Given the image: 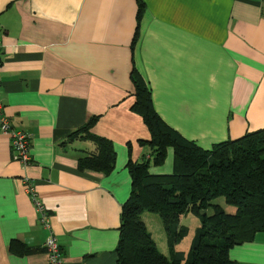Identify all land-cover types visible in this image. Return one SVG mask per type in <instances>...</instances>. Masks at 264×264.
Segmentation results:
<instances>
[{
	"label": "crops",
	"instance_id": "obj_1",
	"mask_svg": "<svg viewBox=\"0 0 264 264\" xmlns=\"http://www.w3.org/2000/svg\"><path fill=\"white\" fill-rule=\"evenodd\" d=\"M141 1L132 45L136 0H0L2 111L28 135L30 156L26 166L13 161L0 132V264H46L48 232L62 264H115L130 189L125 164L150 152L138 143L148 139L146 127L130 110L132 70L159 118L202 149L264 129V0ZM90 117L89 131L112 143L108 174L79 170L77 158L93 145L67 138ZM167 149V163L148 166L150 174L172 171ZM24 178L49 229L38 222ZM12 240L34 251L16 255L8 250ZM227 256L264 264V217Z\"/></svg>",
	"mask_w": 264,
	"mask_h": 264
},
{
	"label": "trees",
	"instance_id": "obj_2",
	"mask_svg": "<svg viewBox=\"0 0 264 264\" xmlns=\"http://www.w3.org/2000/svg\"><path fill=\"white\" fill-rule=\"evenodd\" d=\"M136 5L132 45L143 11L141 0H136ZM129 76L133 89L130 110L140 117L149 136L138 143L147 145L150 152L140 162L128 159L125 164L130 189L120 207L115 264H234L228 259V249L249 241L263 226L264 129L202 149L168 127L155 113L150 90L140 75L132 70ZM95 120L90 117L67 138L77 137L93 145L92 151L77 158L79 170L108 174L115 153L110 140L89 131ZM166 148L172 151V171L149 174V162L160 165ZM215 197L232 205L234 212H224L210 203ZM208 206L210 214H199ZM142 211L157 214L165 231L176 239L185 233L178 226L179 217L187 212L198 217L199 226L183 263L168 259L156 249L139 218ZM8 250L16 255L34 251L16 240L9 242Z\"/></svg>",
	"mask_w": 264,
	"mask_h": 264
},
{
	"label": "rangeland",
	"instance_id": "obj_3",
	"mask_svg": "<svg viewBox=\"0 0 264 264\" xmlns=\"http://www.w3.org/2000/svg\"><path fill=\"white\" fill-rule=\"evenodd\" d=\"M165 163L167 162H163V165H165ZM151 165H152L151 162H149L148 166L150 167ZM149 167L147 170L150 169ZM161 168H163V166L157 169H161ZM210 203L219 205L224 212L227 213L234 212V207L230 204H226L225 202H223V199L221 197L213 198L210 201ZM200 212L199 214H201ZM204 212H206V214H210L211 207L208 206L207 209L204 210ZM139 218L144 222L146 231L149 234L154 245H156L155 247H157L156 248L157 250L166 251V253L163 255H165L170 260L176 259L180 263H183L187 259V254L190 250L195 229L199 226V220L197 216H195L190 212H187L179 217L178 226L184 229L185 233L180 238L177 239H176V235H170L165 231L157 214L142 211L139 214Z\"/></svg>",
	"mask_w": 264,
	"mask_h": 264
},
{
	"label": "built area",
	"instance_id": "obj_4",
	"mask_svg": "<svg viewBox=\"0 0 264 264\" xmlns=\"http://www.w3.org/2000/svg\"><path fill=\"white\" fill-rule=\"evenodd\" d=\"M3 45L0 40V66L2 63L1 49ZM0 132L5 133L9 138L10 157L13 161L22 166H26L30 161L28 154V135L16 128H14L7 117L3 114L2 103L0 100ZM24 184V191L29 195L30 200L36 210L38 222L42 227L49 229L47 211L35 195L32 181L27 178L22 180ZM43 250L46 254V264H62L61 250L57 244L56 238L48 232L43 240Z\"/></svg>",
	"mask_w": 264,
	"mask_h": 264
},
{
	"label": "water",
	"instance_id": "obj_5",
	"mask_svg": "<svg viewBox=\"0 0 264 264\" xmlns=\"http://www.w3.org/2000/svg\"><path fill=\"white\" fill-rule=\"evenodd\" d=\"M201 214H203L204 213V210H201V212H200Z\"/></svg>",
	"mask_w": 264,
	"mask_h": 264
}]
</instances>
